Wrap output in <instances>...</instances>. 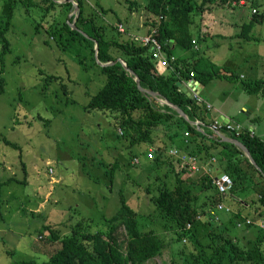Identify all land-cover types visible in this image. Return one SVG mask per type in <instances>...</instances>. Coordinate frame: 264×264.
<instances>
[{"label":"trees","instance_id":"obj_1","mask_svg":"<svg viewBox=\"0 0 264 264\" xmlns=\"http://www.w3.org/2000/svg\"><path fill=\"white\" fill-rule=\"evenodd\" d=\"M75 1L77 17L71 15V2L5 0L6 9L0 12V75L4 55L10 51L4 35L17 5L27 16L37 17L33 21L36 31L44 24L46 33L62 48L80 44L83 52L77 54L78 62L90 61L104 77V83L88 97L84 110L96 114V134H100L102 123H106L112 129L111 142L122 146L118 154L109 156L110 160L97 161L100 184L110 192L118 186L117 178L124 176L122 169L140 168L146 176L142 190L158 213L160 228L174 233V238L171 241L166 232L160 235L153 228H141L137 211L119 194L116 211L108 217L102 216L103 229L91 232L86 223L78 221L68 232L59 235L49 225L41 224L39 234L41 230L48 233L45 242H57L59 247L48 254L46 262L29 259L10 264H143L160 256L166 246L172 248V242H180L182 247L173 251L169 264H264V138L233 121L231 129L219 127L221 134L244 145L254 165L241 149L220 140L209 128L217 120L207 116V103L197 102L177 85L184 79H194L201 86L214 79L237 83L239 77L231 68L192 51L200 41V35L195 36L191 30L192 15L196 12L203 16L212 11V5L233 8L252 5L254 0H246V4L242 0H144L142 5L136 0H125L129 10L145 11L146 34L153 30L152 35L162 46L164 72L158 70L161 59H154L149 47L134 41L125 26L124 32L118 30L121 21L111 27L114 33L108 35L106 26L95 22V16L105 11L101 8L98 12H88L85 0ZM263 20L264 13L253 6L248 21L235 36L249 39L247 32ZM95 45L99 62L120 58L137 76L143 89L158 93L159 100L179 108L190 122L200 121L202 130H197L170 106L139 91L134 76L120 62L99 66L95 61ZM176 51L182 55L176 56ZM47 79L56 78L48 75ZM3 83L0 76V93ZM241 87L249 94L264 97V78L242 82ZM0 141L19 148L4 137ZM171 149L192 157L197 169L191 173L187 171L189 166L176 169L169 154ZM21 165L25 170L22 161ZM215 168L232 181L224 194L214 184ZM11 181L23 183L24 178L0 181V188ZM229 224L241 228V233L232 235Z\"/></svg>","mask_w":264,"mask_h":264},{"label":"rangeland","instance_id":"obj_2","mask_svg":"<svg viewBox=\"0 0 264 264\" xmlns=\"http://www.w3.org/2000/svg\"><path fill=\"white\" fill-rule=\"evenodd\" d=\"M136 1L139 5L144 2ZM249 4L233 8L212 5V11L203 16L195 12L191 30L197 36L205 31L202 25H207L208 30L219 34L201 41L200 53L206 59L223 62L219 65L231 68L239 77L238 88L232 89L230 97L249 101L255 111L250 119L246 113H240L234 114L232 120L251 131L253 128L255 134L264 138V97L249 94L241 87L242 82L264 78V20L253 24L247 32L249 39L230 36V27L226 26L237 25L238 33L253 6L264 13V0ZM6 6L5 0H0V12ZM101 8L105 12L98 13L95 22L105 25L108 35L114 33L111 27L118 21L125 25L127 34H141L138 25L146 19L143 9L129 10L125 0H85L86 11L98 12ZM36 18L27 16L17 5L4 35L10 51L4 55L0 75L4 79L0 93V137L19 148L0 141V181L12 177L24 178V182L11 181L0 188V264L29 259L46 262L48 254L59 244L45 242L48 233L41 230L39 234L41 224L49 225L59 235L78 221L86 223L91 232L103 229L102 216L116 211L119 194L137 211L141 228H153L160 235L166 232L165 236L172 241L174 233L160 228L158 213L142 190L146 176L140 168L122 169L124 176L117 178L119 184H113L116 187L110 192L100 184L97 161L110 160L112 153L116 155L122 150L117 142H111V127L102 123L100 134H96V114L84 110L88 97L104 83V77L90 61L78 62L77 54L83 52L80 44L62 48L46 33L44 24L36 31L33 22ZM48 75L56 79L48 80ZM215 83L204 90L205 95L212 91L211 98L204 97L217 102L229 82L218 79ZM175 168L178 169L176 165ZM241 231L229 224L232 235ZM171 246L143 264H169L173 251L182 244L172 242Z\"/></svg>","mask_w":264,"mask_h":264},{"label":"crops","instance_id":"obj_3","mask_svg":"<svg viewBox=\"0 0 264 264\" xmlns=\"http://www.w3.org/2000/svg\"><path fill=\"white\" fill-rule=\"evenodd\" d=\"M202 26H203L205 31L203 30L204 32H199L200 33L199 34L200 35V41L194 44L192 51H197L199 53V55L203 56V54L200 53L201 41H206V39L213 38V37H215L216 35H219V34L215 33L214 30H208L206 28L207 25H202ZM226 26L230 27V30H229L230 36L235 37V35L237 33L236 32L237 31V29H236L237 25H226ZM138 27L142 28L141 34H139V35L146 34L148 26H145L143 23L142 24L140 23L138 25ZM132 35H135V34H132ZM175 55L176 56H180V55H182V52L181 51H176ZM208 60H210L211 62H213L215 64H218V65H219V62H220V61L219 62L213 61V59L211 57ZM220 63L223 64V62H220ZM158 70L160 72H164L166 70L165 65H161V63H159ZM191 80L195 81L194 79H188V80L184 79L182 82H180L181 83V87H183L182 90H184L185 92H187V94H189L191 96L193 95L194 92L195 93L198 92V95H199L200 99L204 103H207V104H209L211 106V108L208 109V111H207V116L209 118H212L214 120H219L221 122H232L234 114L238 115L240 113L241 114L246 113V118L250 119V117L253 114V111H255L253 109V108H255L254 105L250 104L249 101L244 100V99H241V100L239 99V101H237V100H235V98L233 96L230 97L229 93L232 91V89L235 88V87L238 88L236 86V83L226 81V82H229L228 83V89L227 90H222L220 92V96L217 98L218 100L216 102L214 99H211V100L210 99H206V97H204V96H208L209 95L210 98H211L212 91L209 90L208 93L206 92V95H205L204 94V90L206 88L210 89L211 88L210 86L212 84L215 86V84H216L215 82H217L218 79L212 80L206 86H201L196 81L194 83H191ZM221 81H225V80H221ZM251 129H252L253 132H255L253 128H251Z\"/></svg>","mask_w":264,"mask_h":264},{"label":"built area","instance_id":"obj_4","mask_svg":"<svg viewBox=\"0 0 264 264\" xmlns=\"http://www.w3.org/2000/svg\"><path fill=\"white\" fill-rule=\"evenodd\" d=\"M118 30L120 32H124V28L123 25L119 24L118 25ZM154 33V31L152 30V32L150 34H144V35H132V38L134 41L138 42L139 44H141L142 46H147L149 47L151 53H152V57L154 59H161L160 63L161 65H166V63L164 62V56H163V51H162V46L161 44L157 41V39H155V37L152 35ZM192 76V74H190ZM192 97L197 101L200 102L201 99L199 98L198 92H194ZM206 107L209 109L210 105L206 104ZM191 124L197 129V130H202L201 129V125L202 123L198 120H195L194 122H191ZM224 126L227 129H231L232 128V124L230 122H226V123H222L221 121L217 120L215 121L212 125H210V129L214 132L217 133L218 135L221 134L219 127L220 126ZM235 128L238 129L239 125H235ZM223 135V134H221ZM169 154L172 156V158L174 159V163L177 166L178 170H182L183 168H185L186 166H189V169L187 170L188 173H191L192 170H196V166L193 163V158L192 157H186L183 154H179L177 153L176 150L171 149L169 151ZM215 186L217 187V190L224 194L226 192L229 191V189L231 188L232 185V181L231 179L225 175L222 174L220 177L216 178L214 181Z\"/></svg>","mask_w":264,"mask_h":264},{"label":"water","instance_id":"obj_5","mask_svg":"<svg viewBox=\"0 0 264 264\" xmlns=\"http://www.w3.org/2000/svg\"><path fill=\"white\" fill-rule=\"evenodd\" d=\"M56 3H65V2H71L72 6H73V10H72V13L71 15H74L75 17H77L78 15V6H77V3L73 0H55ZM72 27H74L73 23L71 24ZM96 53H97V45H95V61L96 63L99 65V66H108V65H112L116 62H120L125 68V64L124 62L120 59V58H117L115 61H112V62H108V63H101L97 60V57H96ZM127 69V68H126ZM127 71L134 76V81L136 82V85H137V88L139 89V91L143 92V93H147L148 95H151L152 97H154L155 99H157L159 101V103L161 104H165V105H168L170 106L171 108H173L179 116H181L182 118H184L186 121L190 122L188 119H187V116L179 109L177 108L176 106L170 104L168 101L164 100V99H161L159 100L158 99V93H155V92H151V91H148V90H145L143 89L140 85H139V79L137 78V76L134 75V73L130 70L127 69ZM195 81L191 80V83H194ZM197 82V81H196ZM198 83V82H197ZM177 85L183 89V87H181V83L178 82ZM184 91V90H183ZM185 92V91H184ZM187 93V92H185ZM191 123V122H190ZM223 124L226 123V122H222ZM219 138L220 140L222 141H225V142H229V143H232L234 144L236 147H238L239 149H241L244 153V155L249 159L250 163L254 164V161L253 159L251 158L248 150L244 147V145H242L239 141L235 140V139H231V138H228L224 135H219ZM256 167V166H255ZM213 175L218 178L222 175V173L217 169L215 168L214 171H213Z\"/></svg>","mask_w":264,"mask_h":264}]
</instances>
